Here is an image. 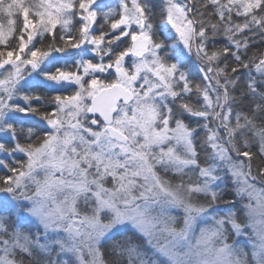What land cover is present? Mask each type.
<instances>
[{
    "label": "snow or ice",
    "instance_id": "1",
    "mask_svg": "<svg viewBox=\"0 0 264 264\" xmlns=\"http://www.w3.org/2000/svg\"><path fill=\"white\" fill-rule=\"evenodd\" d=\"M0 264H264V0H0Z\"/></svg>",
    "mask_w": 264,
    "mask_h": 264
},
{
    "label": "trees",
    "instance_id": "2",
    "mask_svg": "<svg viewBox=\"0 0 264 264\" xmlns=\"http://www.w3.org/2000/svg\"><path fill=\"white\" fill-rule=\"evenodd\" d=\"M105 3H107V4H109L111 7L115 8L116 5H117V3H118V0H112V2H111V0H105ZM226 43H227V40H226L225 37H223V36H218V37L216 38V46H217V47H220V46H222V45H224V44H226ZM190 71H192L193 73H195V72H196V66H195V65H190Z\"/></svg>",
    "mask_w": 264,
    "mask_h": 264
},
{
    "label": "rangeland",
    "instance_id": "3",
    "mask_svg": "<svg viewBox=\"0 0 264 264\" xmlns=\"http://www.w3.org/2000/svg\"><path fill=\"white\" fill-rule=\"evenodd\" d=\"M111 2H112V0H111Z\"/></svg>",
    "mask_w": 264,
    "mask_h": 264
}]
</instances>
